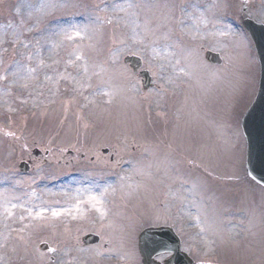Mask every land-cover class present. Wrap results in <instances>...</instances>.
I'll return each instance as SVG.
<instances>
[{
	"label": "rangeland",
	"instance_id": "1",
	"mask_svg": "<svg viewBox=\"0 0 264 264\" xmlns=\"http://www.w3.org/2000/svg\"><path fill=\"white\" fill-rule=\"evenodd\" d=\"M244 20L264 25V0H0V264H141L150 226L195 264H264ZM34 149L48 156L21 175Z\"/></svg>",
	"mask_w": 264,
	"mask_h": 264
},
{
	"label": "water",
	"instance_id": "2",
	"mask_svg": "<svg viewBox=\"0 0 264 264\" xmlns=\"http://www.w3.org/2000/svg\"><path fill=\"white\" fill-rule=\"evenodd\" d=\"M245 29L253 36L261 66L259 90L252 107L244 115L241 128L247 142L246 169L248 176L264 187V26H258L250 21L244 23ZM216 55L206 54V59L212 64H219ZM135 70V69H134ZM145 77L144 88L149 87L150 80ZM98 243V238L86 236L84 245ZM140 254L143 264H156L152 258L160 253H173V258L167 264H192L179 251V242L169 229L147 230L140 236Z\"/></svg>",
	"mask_w": 264,
	"mask_h": 264
},
{
	"label": "bare ground",
	"instance_id": "3",
	"mask_svg": "<svg viewBox=\"0 0 264 264\" xmlns=\"http://www.w3.org/2000/svg\"><path fill=\"white\" fill-rule=\"evenodd\" d=\"M253 7H251L252 9L255 8L254 5H252ZM254 11V10H253ZM71 25H68L67 28H69ZM50 34H46L45 37L48 39ZM66 35H70L69 32H66ZM51 36V35H50ZM105 97H107V95H105ZM66 215V212H61V215L57 216L56 218H59L60 216Z\"/></svg>",
	"mask_w": 264,
	"mask_h": 264
},
{
	"label": "flooded vegetation",
	"instance_id": "4",
	"mask_svg": "<svg viewBox=\"0 0 264 264\" xmlns=\"http://www.w3.org/2000/svg\"><path fill=\"white\" fill-rule=\"evenodd\" d=\"M29 165H30V167H31L32 163L29 162Z\"/></svg>",
	"mask_w": 264,
	"mask_h": 264
}]
</instances>
